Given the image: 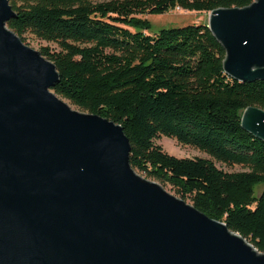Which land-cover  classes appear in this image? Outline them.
Segmentation results:
<instances>
[{"label": "water", "instance_id": "95a60500", "mask_svg": "<svg viewBox=\"0 0 264 264\" xmlns=\"http://www.w3.org/2000/svg\"><path fill=\"white\" fill-rule=\"evenodd\" d=\"M0 0V264H264L209 218L129 163L122 127L71 108L51 88L53 62L6 26ZM224 72L264 79V0L209 11ZM240 125L264 141V109Z\"/></svg>", "mask_w": 264, "mask_h": 264}, {"label": "trees", "instance_id": "16d2710c", "mask_svg": "<svg viewBox=\"0 0 264 264\" xmlns=\"http://www.w3.org/2000/svg\"><path fill=\"white\" fill-rule=\"evenodd\" d=\"M6 26L55 43L41 47L59 79L51 88L84 112L119 124L133 169L206 216L224 222L264 253V141L240 125L248 106L264 109V79L239 82L223 69L225 51L207 23L151 28L144 13L209 12L252 0H8ZM23 41V39L21 38ZM160 136L210 158L177 157ZM239 165L238 171H225Z\"/></svg>", "mask_w": 264, "mask_h": 264}, {"label": "rangeland", "instance_id": "374dc122", "mask_svg": "<svg viewBox=\"0 0 264 264\" xmlns=\"http://www.w3.org/2000/svg\"><path fill=\"white\" fill-rule=\"evenodd\" d=\"M208 13L209 12H195V11H187L181 8H175L174 10H169L162 14H154V13H144L139 14L138 16L142 18H147L150 21L151 28L148 30V33H153L159 30L160 28H168V27H176V26H183L186 24H195V23H207L208 20ZM24 44L30 46L31 48L39 51L41 47L48 46L50 50L57 51L59 48L55 43L46 42L44 40L36 38L33 34L26 32L21 35ZM58 96V95H57ZM60 97V96H58ZM64 100L71 108L80 110L75 105L71 104L68 100L60 97ZM155 142L163 147L165 151L169 154L177 156V157H203V158H210L206 153L191 147L189 145H181L175 139L167 137V136H160L159 138L155 139ZM215 164L217 167L225 170V171H238L241 170L242 167L239 165L234 166H226L222 163L216 162ZM134 171L143 178H146L145 174L139 172L138 170L134 169ZM148 180L154 181L160 184L166 191L169 193L179 197L175 194L174 190L168 184H161L158 181H155L151 178H146ZM264 190V184H259L254 188V195L257 197L260 192ZM187 203L190 204L189 199H185Z\"/></svg>", "mask_w": 264, "mask_h": 264}]
</instances>
